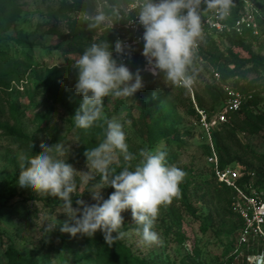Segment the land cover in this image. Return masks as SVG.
<instances>
[{
  "label": "rangeland",
  "instance_id": "1",
  "mask_svg": "<svg viewBox=\"0 0 264 264\" xmlns=\"http://www.w3.org/2000/svg\"><path fill=\"white\" fill-rule=\"evenodd\" d=\"M98 1L94 19L98 15L105 17V20L99 23L102 29L114 26L111 16L108 15L109 11H113L109 1ZM16 2L21 14L14 26L4 35L9 40L2 47L14 57H22L23 52L27 53L32 49L33 56H29L28 52L29 60H24L23 56L19 61V76L11 82L9 89L0 91V107L4 110L2 122L17 127L28 142H16L0 131V264H7L9 248L16 249L23 257L32 259L37 264H105L100 255L89 249L83 235L73 237L59 230L63 222L68 220L59 198L37 193L31 188H21L17 184L20 172L18 155L21 152L30 156L38 154L42 143L48 146L61 144L64 155L59 158L72 164L78 171H86L84 152L104 139V117L123 125L128 150L135 157L131 162H125L123 157L119 156L113 165L122 168L130 165L129 170H134L140 162L141 149L165 152L167 164L175 165L186 173L180 188L185 186L188 202L196 210V215H213L216 229H221L223 224L231 225L228 214L221 209L227 206L225 202L221 203L219 209L217 198L208 195L202 199L203 194L194 191L197 182L212 179V167L208 163L211 154L210 141L203 123L207 114L197 111L194 96L196 91L201 93L203 86L212 83L209 69L197 80L190 77L192 83L187 88L189 93H185L182 86L170 81H167L165 90L159 89L156 85L158 77L143 68L142 90L132 98L106 97L102 118L88 129L78 128L73 116L80 108L82 96L75 92L78 70L73 67V62L80 54L69 50L68 44L74 22L80 15L70 12L65 18L58 16L62 3H71L72 0ZM257 2L264 12V0ZM127 13H130L129 10ZM10 38L24 39L27 44L20 46ZM244 46L228 40L220 44L222 50L230 47L241 57L264 58V27L259 29L257 39H247ZM190 65L186 69L189 75ZM127 66L133 73L139 69L133 64ZM54 70L64 86V101L61 103L55 101L45 88V78ZM250 83L264 90V64L259 67V73H250L241 85ZM255 115H264V91ZM230 122L231 119L228 124ZM255 123L250 122L247 130H237V134L248 156L261 159L264 158V127L256 129L253 127ZM153 125L166 138L179 136L182 144L167 148L166 141L162 143L157 137H152L151 140L149 133ZM229 127L232 128V125ZM214 128L216 131H223L219 126ZM52 154L58 155L55 150ZM100 181L101 178L97 176L91 183ZM89 187L79 188L73 194V207L77 206V199L89 204L95 203L88 192ZM113 191L109 186L103 188L101 194L107 199ZM261 196L264 199V190L261 191ZM231 211L236 213L234 207ZM122 215L124 222L119 229L125 233L122 241L148 264H180L182 259L190 264H213L215 258L222 254L232 240L227 234V226L219 235L220 243H215L216 238L204 234L200 222L194 221L185 207L177 203L173 206H161L152 229L158 234L160 243L148 246L140 242L136 231L139 226L132 221L130 210ZM232 220L234 221V218ZM49 225H56V228L50 230ZM254 252L251 251L250 254Z\"/></svg>",
  "mask_w": 264,
  "mask_h": 264
},
{
  "label": "clouds",
  "instance_id": "2",
  "mask_svg": "<svg viewBox=\"0 0 264 264\" xmlns=\"http://www.w3.org/2000/svg\"><path fill=\"white\" fill-rule=\"evenodd\" d=\"M201 0H140L136 20L143 26V52L147 71L153 76L161 73L167 81L185 88L191 86V78L186 75L191 62L192 49L201 35L200 16L197 8ZM230 0H208L210 8L228 9ZM105 17L98 15L90 28H95ZM126 46L117 40L114 51L125 55ZM78 70L74 85L82 96L80 108L73 116L76 127L88 129L102 118L104 99L132 98L144 88L141 69L133 73L129 67L118 63L107 43H93L73 62ZM106 124L104 139L95 147L84 152L86 171L76 170L72 164L59 157L64 155L63 146L41 144V151L35 155L21 152L18 155L20 172L17 184L21 188L62 201L63 213L68 220L60 226L62 233L75 237L78 234L93 237L102 232L106 243L122 238L120 232L124 217L130 210L132 221L142 244L151 246L160 243L153 231L161 206L171 204L180 194V184L186 173L166 162L163 151L141 149L140 162L134 170L124 167L118 173L112 165L123 157L131 162L135 157L129 152L123 125L104 117ZM34 147V145H32ZM58 154L54 156L52 153ZM99 176V183H91ZM90 186L88 192L95 203L76 200L73 207L72 196L79 188ZM114 191L107 199L101 194L105 187ZM54 230L56 225H49ZM115 233V235H113Z\"/></svg>",
  "mask_w": 264,
  "mask_h": 264
},
{
  "label": "trees",
  "instance_id": "3",
  "mask_svg": "<svg viewBox=\"0 0 264 264\" xmlns=\"http://www.w3.org/2000/svg\"><path fill=\"white\" fill-rule=\"evenodd\" d=\"M108 1L111 5V9L116 12H108L114 26L105 29H102L99 24L95 28L89 27L90 24L96 22L94 16L97 13L98 0H72L71 3H62L58 16L65 18L70 12L76 13L78 16L80 15L74 22L73 33L70 37V43L68 44L69 50L82 55L83 51L93 43H107L110 50H113V57L118 63H121L117 53L114 51V46L119 37H124L128 34L124 26L133 16V13H127L131 0ZM253 2L257 10L255 14L257 22L260 28L264 27L263 9L259 6L257 0H253ZM242 7L243 3L241 0H230L227 10L232 12L233 19L235 20L239 17ZM20 14L21 10L16 0H0V91L9 89L11 82L19 76L20 64L18 63L22 57L24 56V60H29L28 52L30 53L29 56H33L32 49H29L27 53L23 52L22 57L20 55L14 57L10 56L2 47L3 44L9 40L5 38L4 35L10 27L14 26ZM95 37L98 38L95 39ZM247 39L255 40L257 37L253 36L252 32H246L244 36H220L215 32L207 33L199 38L198 48L196 50L192 49L191 65L189 68L191 70V75L187 73L186 75L188 77H194L197 80L202 77L204 71L209 69L212 83L203 86L201 93L198 91L194 93L196 109L198 112L200 111L207 114L206 119L208 122L215 119L227 101V94L213 81L214 72L220 75L223 84L231 86L245 96L252 97L247 102H244L240 111L230 115V124H228V121L217 125L223 129L222 132L216 131L215 128H213L211 137L219 156L220 168L226 169L236 165L244 166L245 176L239 181V185L245 188V185L251 184L253 189L261 192L264 190V158L258 159L248 156L244 145L238 137L237 130H247V127L250 126V122L254 121L256 123L253 127L256 129L264 127V115H255L261 104V95L264 91L263 88L251 83V85H241L243 80L248 79L250 73H259V67L264 64V58L255 56L241 57L230 47L224 50L220 47V44L222 42L225 43L227 40L231 43L244 46ZM10 40L16 41L20 46L27 44V41L21 38H10ZM29 46L30 45H28V47ZM142 52L143 50L140 49L127 50V62L125 64H133L137 68L143 69L145 65H147V62ZM56 74L57 72L55 70L48 73L45 78V88L55 101L61 103L64 101V86ZM156 77L159 79L156 84L157 87L161 90H165L167 88V80L164 74L161 73ZM183 92L189 93V90L183 87ZM193 111L195 113V110ZM3 119L4 110L0 107V131H2L4 135L13 138L16 142L23 144L28 142L26 136L17 127L2 122ZM231 125L232 128L229 127ZM149 134L151 140L152 137H157L162 143L166 141L167 148H171L173 145L180 146L182 144V142L179 141V136L166 138L163 134L159 133L154 125ZM209 152L211 153L210 147ZM112 167L117 173L123 169L117 165H112ZM194 191L196 193H202V199H205L208 195L217 198L219 209L221 203L225 202L227 206L224 208L221 207V209L226 215L228 214L231 220V225L229 224L230 227L227 224H223L221 229H216L217 226L213 215L209 214L205 217L196 215V210L193 209L188 202L185 186H183L182 189L180 188L179 196L174 197L170 205L173 206L177 203L183 205L186 212L193 217V220L200 222L202 232L210 238H216L215 243H220L219 235L226 230L228 226L227 229L229 231H227V234L231 236L232 240L224 248L222 254H219L217 258H215L213 264H231L233 262L235 249L238 245L240 232L244 227V221L234 213V211H231L233 209L235 196L234 190L220 183L212 170L211 181L197 182ZM232 218H234V221ZM113 235H115V233ZM175 236L178 240L180 239L182 241L179 236ZM84 238L86 239L89 249L94 251L97 255H100L105 264H148L145 260L136 256L121 238L109 244L105 242L103 234L100 231H97L93 237L84 236ZM7 264H37V262L23 257L16 249L9 248L7 251ZM180 264L190 263L182 259Z\"/></svg>",
  "mask_w": 264,
  "mask_h": 264
},
{
  "label": "built area",
  "instance_id": "4",
  "mask_svg": "<svg viewBox=\"0 0 264 264\" xmlns=\"http://www.w3.org/2000/svg\"><path fill=\"white\" fill-rule=\"evenodd\" d=\"M241 2L243 3L242 10L239 17L234 20L230 10L225 12L220 8H210L208 0H201L197 8L200 16L201 35L197 38L193 49L196 50L198 48L199 38L211 32H215L220 36H244L246 32H252L253 36L257 37L260 26L256 19L257 10L254 2L253 0H241ZM139 3L140 0H131L128 10L133 13V16L124 26L128 34L117 39L126 46H130L126 48V52L131 49L143 50L144 47L142 38L144 28L136 20L139 12ZM117 56L121 62H127L126 54H117ZM144 68H147V65ZM213 81L227 94V101L213 121L208 122L204 118L203 123L211 147L208 163L212 167L217 180L234 190L233 207L236 214L244 221V227L240 232L234 257L231 256L233 257L231 264H264V199L261 196V192L253 189L251 184L245 185V188L239 185V181L245 176V169L242 166L220 168L219 156L211 137V131L215 126L228 122L230 115L240 111L244 102H247L252 97L245 96L231 86L223 84L220 75L216 72H214ZM251 251L255 252L250 254Z\"/></svg>",
  "mask_w": 264,
  "mask_h": 264
}]
</instances>
